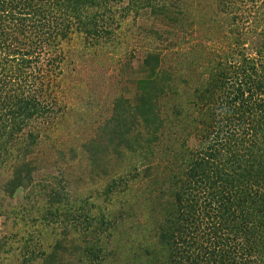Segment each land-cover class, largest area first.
I'll return each instance as SVG.
<instances>
[{
    "label": "trees",
    "instance_id": "16d2710c",
    "mask_svg": "<svg viewBox=\"0 0 264 264\" xmlns=\"http://www.w3.org/2000/svg\"><path fill=\"white\" fill-rule=\"evenodd\" d=\"M238 1L214 0L208 21L244 24L251 15L236 12ZM194 3L0 0V264H264V12L247 32L223 31L226 49L211 48L207 62L193 48L173 65L148 46L135 102L117 93L91 136H54L72 117L73 55L132 56L120 30L145 12L160 24L144 28L149 38L163 42L172 28L189 43L207 23ZM75 34L85 37L76 52L66 47ZM91 110L89 101L76 127ZM85 180L93 186L79 192ZM139 182L153 188L126 210L114 198L131 199Z\"/></svg>",
    "mask_w": 264,
    "mask_h": 264
},
{
    "label": "rangeland",
    "instance_id": "374dc122",
    "mask_svg": "<svg viewBox=\"0 0 264 264\" xmlns=\"http://www.w3.org/2000/svg\"><path fill=\"white\" fill-rule=\"evenodd\" d=\"M195 0H192L194 3ZM236 6V12L241 15H251L248 21L239 23V27H230L227 22L221 19L220 21H208L209 12L216 9L217 5L214 0H196L194 3L197 13L206 16L207 23L198 24L199 29H193L195 34L194 40H191L189 43L183 42L190 37V33L182 30L172 29L171 32L166 34L168 39L159 42L152 37L149 38L147 32L144 28L160 27V24L153 20V17L150 16L149 12H145L140 15H130L127 19L124 20L123 26L121 27L120 32H122L124 37V46L128 48V52L131 50V55L128 58L126 56H107L103 53L97 55L94 50L88 51L84 54L83 57L73 55L75 58L74 64H68L66 68V93L69 98H71L70 103H68V111L72 113V117H63L61 121L56 126L54 136H59L62 142L71 144L73 142H78L82 140V136H91L94 128L104 115L108 114V108L111 105V99L117 93H124V95L132 102L136 100V87L134 85V80L142 76L141 69V60L145 54L146 48L148 46H159L163 52L170 59L175 56L176 52H189L191 49L195 48L196 50L190 53L192 58L201 59V62H207L209 59V53L211 48L217 49L219 46H224L225 43L221 41L223 36V31L231 30L230 36L236 37L239 35V32H247L251 30L249 27L253 24L252 14L257 9L261 12H264V0H241L238 1ZM256 10V11H257ZM213 14V13H212ZM211 14V15H212ZM204 19V18H203ZM205 19V20H206ZM204 21V20H202ZM232 28V29H231ZM260 28V27H259ZM209 35V36H207ZM83 35L75 34L72 41H69L66 44V47L71 51L76 52V50L84 46ZM212 38V39H210ZM182 40V45L177 43V41ZM198 39V41H197ZM210 39V40H209ZM201 42V45H196L197 42ZM248 42V41H247ZM172 47V44H176ZM210 44L211 46H208ZM249 45V42L246 43V46ZM196 46V47H194ZM210 47V48H209ZM225 48V46L223 47ZM226 49V48H225ZM220 52V51H219ZM251 52V51H250ZM127 54V53H126ZM72 56V57H73ZM191 58V57H190ZM177 61H170V64H175ZM100 63V64H99ZM130 64H133L134 67H131ZM189 77V76H188ZM190 80L193 83L196 80V75H190ZM78 86V87H77ZM95 102V110L90 111L89 121L84 126H75L74 122L78 116L79 112L87 107L88 102ZM166 110V109H165ZM170 109L168 108V113ZM68 113V114H69ZM54 130V129H53ZM49 131L53 132L50 128ZM196 138L190 139V144H194ZM193 146V145H192ZM51 172L56 173L55 168L51 169ZM161 173L163 172L160 171ZM50 172H39L37 178L42 179L43 176L49 175ZM87 174L86 170L83 171V176ZM1 177H4L3 168L0 169V180ZM89 180H85L82 184L83 187H80L79 192H83L86 188L88 191L91 189V184L88 186ZM143 186H140V185ZM139 186V187H138ZM153 188L152 184L146 183H137L134 187L129 189L130 198L126 199V195L123 193L119 194L116 199L123 200V208L129 210L133 208V203H135V192L139 191L141 197L145 198L148 196V191ZM23 198V192L18 191L13 197L14 202H20ZM126 199V200H125ZM140 204L138 203V206ZM136 206V208L138 207ZM7 221V220H6ZM5 217L0 216V238L4 234L2 232L4 228Z\"/></svg>",
    "mask_w": 264,
    "mask_h": 264
}]
</instances>
